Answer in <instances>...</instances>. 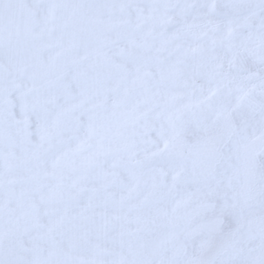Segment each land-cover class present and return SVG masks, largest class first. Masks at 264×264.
<instances>
[{
    "label": "snow or ice",
    "instance_id": "6c2138e0",
    "mask_svg": "<svg viewBox=\"0 0 264 264\" xmlns=\"http://www.w3.org/2000/svg\"><path fill=\"white\" fill-rule=\"evenodd\" d=\"M0 264H264V0H0Z\"/></svg>",
    "mask_w": 264,
    "mask_h": 264
}]
</instances>
